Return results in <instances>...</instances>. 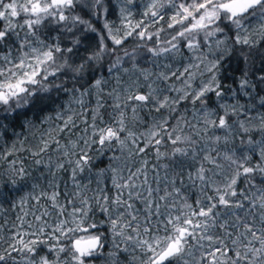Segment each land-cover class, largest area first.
I'll list each match as a JSON object with an SVG mask.
<instances>
[{"label":"snow or ice","instance_id":"6c2138e0","mask_svg":"<svg viewBox=\"0 0 264 264\" xmlns=\"http://www.w3.org/2000/svg\"><path fill=\"white\" fill-rule=\"evenodd\" d=\"M225 64L241 73L230 84ZM92 94L91 123L61 143ZM262 108L264 0H0V141L10 118L23 117L22 129L36 128L29 114L59 121L26 149L47 169V190L13 205L49 206L16 217L0 236V264H121V255L128 264H264ZM19 144L0 152V189L19 191L31 177L9 159Z\"/></svg>","mask_w":264,"mask_h":264},{"label":"trees","instance_id":"16d2710c","mask_svg":"<svg viewBox=\"0 0 264 264\" xmlns=\"http://www.w3.org/2000/svg\"><path fill=\"white\" fill-rule=\"evenodd\" d=\"M78 11L80 10L78 9ZM139 11H142V9H140ZM81 14L84 16L85 19L88 18L86 13L81 12ZM166 19L167 18L165 16V21ZM165 21H160L161 22L160 25H163ZM85 43H87V41H85ZM148 44L149 46H152L151 42H148ZM149 61L150 60H144V63L149 62ZM224 68H225V74L229 77L228 81L226 82L227 84L231 83L232 77H239V75L241 74L240 71L237 70V65L235 64H231V65L225 64ZM114 87H116L115 82L110 80L109 85L104 88V91L109 92ZM143 90L145 89H142V91ZM104 99L106 103H105V106L100 110L101 116L103 117L105 121L110 122V118L115 114L112 112L111 100L107 97H105ZM68 100H69V97L62 96L60 101H58L57 107L59 106L60 103L67 105ZM95 100H96L95 94H92L86 99V107H85L86 112L83 118L87 119L89 124L91 123V119L93 115L91 109L95 107ZM242 102H245V101H242ZM257 107L259 108V105H257ZM259 110L261 112H264V108L259 109ZM129 113L131 112L130 111L127 112V115ZM45 114L52 115V116L55 115V113L51 109H48ZM43 115L44 114H41V118H43ZM140 116L144 117L145 116L144 112H140ZM0 119H2V117H0ZM23 119L24 118L22 117L21 120L19 121L15 120L14 118L5 120L4 123L9 126V132L7 136L4 137V140L0 141V145H2L0 146V152H3L4 149L9 148L13 143H16L17 147L19 148L20 147L19 142L21 140L24 141V148L18 152L17 156L10 157V158L17 159L18 161L23 160L25 167L31 173V177L25 183L18 185V187L20 188L19 191H16V190L10 191L9 188L0 189V193H2L0 194V205L3 206V211L0 212V225H3V231H0V236H3L5 239H7V237L12 234V225L17 222L16 217L18 215H22V211L24 210V209L22 210L20 207H13V205L19 201L21 196H26L29 193H32L33 195H38L40 190H47V181L51 179V177L48 176L47 169L44 167V165H35L33 163V157L26 150L27 148L32 146V145L31 146L27 145V143L32 142L33 144H35L37 142V139L40 133L46 130L49 124L41 125L39 121L35 120L32 114H29L27 119L32 120L33 123L36 124V128L33 129L30 126H28L22 129L19 127V124L23 121ZM130 119L131 118L129 117V120ZM97 123H99V118L97 120ZM77 125H78L77 128H75L71 134H61V137H60L61 143H67L69 138L76 139L78 136L82 135L83 129L86 127V125L81 122V119L77 120ZM50 154H52L53 159H55V153H50ZM146 158L151 160L153 163L156 162L154 152L151 149L148 150ZM160 163H167V161L161 160ZM6 164H7V161H0V173H3L5 178H7V175H8V166ZM100 166H103V165L101 164ZM58 180L68 181V187L69 189L71 188V183L69 181L67 173L60 172L58 174ZM33 184L39 185V187L35 190V192H33V189H32ZM61 187H63V184H61ZM9 199L12 201L11 204L8 203ZM33 202L35 201L31 199L28 201V204H29L28 211L29 212L37 211V214H39L40 207L34 206ZM39 203L46 207L49 206L48 201L43 200V199H41ZM26 219L31 221L32 216L29 215L28 217H26ZM4 246L6 247L7 245L5 244ZM42 254L47 255V252L46 251L42 252ZM137 255H139V253H137ZM120 261H121V264H128V257L125 255H121ZM91 264H108V262L103 258H99V259L92 261Z\"/></svg>","mask_w":264,"mask_h":264},{"label":"rangeland","instance_id":"374dc122","mask_svg":"<svg viewBox=\"0 0 264 264\" xmlns=\"http://www.w3.org/2000/svg\"><path fill=\"white\" fill-rule=\"evenodd\" d=\"M138 10V11H137ZM140 9H135V11H136V15H135V17H134V19H136V20H138V19H141L142 17L139 15V11ZM168 15H171V13H168ZM166 18H167V15H166ZM113 19H115V17H113ZM167 20V19H166ZM161 23V22H160ZM165 24V23H164ZM163 24V25H164ZM157 26H162V25H157ZM150 31H155V28H150L149 29ZM164 63H168V62H170V61H163ZM126 66H128V65H126ZM140 66L141 67H143V68H148V69H150L152 72H157V71H161V70H163V69H161V68H159V67H157V66H154V65H152L151 64V62L149 61V62H146V63H144V59H140ZM174 66H178V65H174ZM138 75V74H137ZM125 78V80H127V77H124ZM142 83H144L143 82V80L141 79V84ZM71 107L75 110V111H77V112H80L81 111V109L77 106V105H75L74 103L71 105ZM83 111H84V113L86 112V110H85V108L83 109ZM129 112V111H128ZM145 114V113H144ZM155 115V114H154ZM131 116H132V113H129L128 114V117H130L131 118ZM145 116L147 117V115L145 114ZM143 117L144 118V120L145 121H147L148 120V118H146V117ZM82 119H85V118H81V120ZM128 123H129V126L130 127H132V124L133 123H135V127L132 129V130H134V131H143L144 129H143V127H142V125L139 123V122H133V121H131V119L128 121ZM56 124H59V121L58 120H54L53 122H52V124L50 123L49 124V126L48 127H54ZM81 133V132H80ZM218 134H220V133H218ZM27 145H29V146H33L34 144L32 143V142H29V143H27ZM31 146V147H32ZM6 149H4L3 150V152L5 151ZM162 151L164 150V149H161ZM22 152V151H21ZM11 159V158H10ZM5 161H7V160H5ZM162 161H165V160H162ZM6 163V162H5ZM7 166H8V161H7V164H6ZM29 201V200H28ZM33 204H34V206H44V205H41L40 203L39 204H37L36 202H33ZM29 210V204H28V202L26 203V205H25V207H24V210L23 211H28ZM36 213H37V211H36ZM28 217V216H27ZM52 219L53 218H50L49 219V222L50 223H52ZM30 221V220H29Z\"/></svg>","mask_w":264,"mask_h":264}]
</instances>
